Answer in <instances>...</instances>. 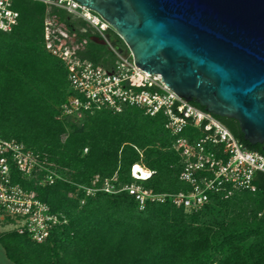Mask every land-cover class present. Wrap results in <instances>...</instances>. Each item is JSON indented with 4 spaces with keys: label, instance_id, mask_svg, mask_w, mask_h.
<instances>
[{
    "label": "trees",
    "instance_id": "1",
    "mask_svg": "<svg viewBox=\"0 0 264 264\" xmlns=\"http://www.w3.org/2000/svg\"><path fill=\"white\" fill-rule=\"evenodd\" d=\"M14 8L18 25L10 33L0 30V138L17 140L40 156L42 176L17 181L69 223L43 243L0 227L8 259L13 264H264L263 174L257 193L215 194L192 213L171 203H148L142 210L127 191L102 190L115 175L119 188L138 182L157 193L191 190L181 180L182 158L167 119L128 108L87 113L81 123L59 120L62 105L75 93L65 64L46 49V20L55 21L61 40L78 46L83 59L112 71L116 57L93 41L87 22L62 8L39 0H15ZM110 36L121 51H129L114 30ZM215 117L248 149L264 154L261 144L246 141L237 120ZM138 164L153 176L136 181L131 172ZM47 174L55 175L53 184ZM86 188L98 190L87 196Z\"/></svg>",
    "mask_w": 264,
    "mask_h": 264
},
{
    "label": "built area",
    "instance_id": "2",
    "mask_svg": "<svg viewBox=\"0 0 264 264\" xmlns=\"http://www.w3.org/2000/svg\"><path fill=\"white\" fill-rule=\"evenodd\" d=\"M39 1L87 22L116 57L112 71L83 59L78 55V46L70 47L61 40L55 21L46 20V49L65 64L75 93L62 105L58 119L81 123L87 113L109 110L119 114L128 108L143 109L152 117L162 114L167 119L166 129L175 138L174 149L182 158L181 180L191 185L189 192L157 193L138 182L119 188V177L115 176L105 183V192L127 191L142 210L148 203H171L188 213L202 210L215 194L229 190L258 192L257 177L264 175V154L248 149L226 124L179 96L161 75L140 69L130 51H121L113 43L110 24L97 13L75 0ZM14 4L15 0H0V30L5 33L12 32L19 22L20 13ZM191 127L195 131L189 130ZM196 132L199 138H194ZM136 167L131 172L136 181L148 180L154 174L146 169L149 175L145 177L141 171L135 172ZM44 171L46 167L39 155L17 140L0 138V222L7 224L10 231L28 235L35 243L45 242L55 229L69 223L64 214L53 212L47 203L17 181L21 177L30 182ZM45 178L50 184L56 179L54 174ZM96 191L86 188L87 196Z\"/></svg>",
    "mask_w": 264,
    "mask_h": 264
},
{
    "label": "water",
    "instance_id": "3",
    "mask_svg": "<svg viewBox=\"0 0 264 264\" xmlns=\"http://www.w3.org/2000/svg\"><path fill=\"white\" fill-rule=\"evenodd\" d=\"M75 1L110 24L140 69L237 120L264 151V0Z\"/></svg>",
    "mask_w": 264,
    "mask_h": 264
},
{
    "label": "rangeland",
    "instance_id": "4",
    "mask_svg": "<svg viewBox=\"0 0 264 264\" xmlns=\"http://www.w3.org/2000/svg\"><path fill=\"white\" fill-rule=\"evenodd\" d=\"M113 41V40H112ZM114 43V42H113ZM117 176V175H115ZM114 176V177H115ZM110 180H106L104 183H103V186H102V190H103V187H105V183ZM98 182L97 181H94L93 185L95 186ZM141 185V184H140ZM98 190V189H97ZM104 191V190H103ZM97 192V191H96ZM96 192L91 195V196H94L96 194ZM82 204H84V202H82ZM0 227H1V231H10L11 228L7 226V224H3L2 222H0ZM0 264H13L7 257L2 245L0 244Z\"/></svg>",
    "mask_w": 264,
    "mask_h": 264
},
{
    "label": "bare ground",
    "instance_id": "5",
    "mask_svg": "<svg viewBox=\"0 0 264 264\" xmlns=\"http://www.w3.org/2000/svg\"><path fill=\"white\" fill-rule=\"evenodd\" d=\"M136 166H137L135 168L136 173H139V171H141L145 177L149 175V171H147L146 169H142V166H140L139 164Z\"/></svg>",
    "mask_w": 264,
    "mask_h": 264
},
{
    "label": "crops",
    "instance_id": "6",
    "mask_svg": "<svg viewBox=\"0 0 264 264\" xmlns=\"http://www.w3.org/2000/svg\"><path fill=\"white\" fill-rule=\"evenodd\" d=\"M75 18H77V19H81V18H79V17H76V16H75ZM3 249H4V248H3ZM4 251H5V250H4ZM5 253H6V252H5Z\"/></svg>",
    "mask_w": 264,
    "mask_h": 264
}]
</instances>
